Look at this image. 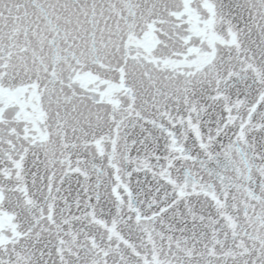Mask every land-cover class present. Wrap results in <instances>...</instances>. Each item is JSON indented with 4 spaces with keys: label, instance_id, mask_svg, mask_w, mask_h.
<instances>
[{
    "label": "snow or ice",
    "instance_id": "snow-or-ice-1",
    "mask_svg": "<svg viewBox=\"0 0 264 264\" xmlns=\"http://www.w3.org/2000/svg\"><path fill=\"white\" fill-rule=\"evenodd\" d=\"M0 264H264V0H0Z\"/></svg>",
    "mask_w": 264,
    "mask_h": 264
}]
</instances>
